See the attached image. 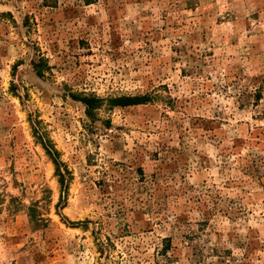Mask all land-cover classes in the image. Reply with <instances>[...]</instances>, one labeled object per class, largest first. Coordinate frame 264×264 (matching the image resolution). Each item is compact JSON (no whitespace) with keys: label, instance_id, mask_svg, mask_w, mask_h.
I'll return each mask as SVG.
<instances>
[{"label":"rangeland","instance_id":"obj_1","mask_svg":"<svg viewBox=\"0 0 264 264\" xmlns=\"http://www.w3.org/2000/svg\"><path fill=\"white\" fill-rule=\"evenodd\" d=\"M0 264H264V0H0Z\"/></svg>","mask_w":264,"mask_h":264},{"label":"trees","instance_id":"obj_2","mask_svg":"<svg viewBox=\"0 0 264 264\" xmlns=\"http://www.w3.org/2000/svg\"><path fill=\"white\" fill-rule=\"evenodd\" d=\"M135 98H130V97H119V98H114V99H109L108 100V104L111 105H115V104H130V103H136ZM82 101L86 104V111L87 114L89 116H93L95 113L94 111L96 110L97 107H99L100 105V101L101 99L97 96H95L94 94L88 95V96H84L82 98ZM45 148L47 150V152L53 157V160L55 163H57L56 160V151L52 149V147H49L48 145H45ZM59 176H60V182L62 185H64V187L66 186V184L64 183V174L62 172H59Z\"/></svg>","mask_w":264,"mask_h":264}]
</instances>
